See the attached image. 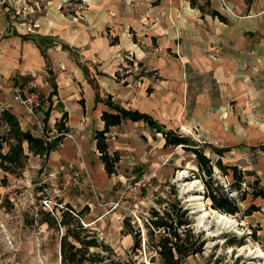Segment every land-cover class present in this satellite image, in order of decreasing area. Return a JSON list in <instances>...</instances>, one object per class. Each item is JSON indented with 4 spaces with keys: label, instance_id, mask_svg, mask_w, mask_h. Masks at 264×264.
Returning <instances> with one entry per match:
<instances>
[{
    "label": "crops",
    "instance_id": "crops-1",
    "mask_svg": "<svg viewBox=\"0 0 264 264\" xmlns=\"http://www.w3.org/2000/svg\"><path fill=\"white\" fill-rule=\"evenodd\" d=\"M197 2L201 7L190 6L188 0H89V6H74L80 17L69 18L60 10L61 2L52 0L45 14L32 15L40 24L34 32L0 15V112L10 111L23 130L35 135L49 131L52 139L61 135L55 124L66 113L67 132L47 163L52 180L64 170L79 177L80 183L72 189L60 191L53 186L63 205L73 207L74 201L83 200L81 195L104 196L113 190L94 140L95 132L103 129L101 114L106 109L95 101L96 93L172 130L163 118L169 111L171 116L186 111L185 80L195 75L213 74L223 80L263 75L264 0ZM212 10L225 21L210 16L207 12ZM130 51L142 74L125 73L131 67L126 58ZM29 78L38 82L41 92L40 107L33 115L12 102L11 82ZM191 114L192 118L198 115L193 110ZM140 126L152 137L159 136L162 148H169L164 147L160 133L143 122L127 120L110 129L111 139L117 137L120 142L112 151H121L128 131ZM120 154L121 160L128 156ZM100 220L96 216L87 221Z\"/></svg>",
    "mask_w": 264,
    "mask_h": 264
},
{
    "label": "rangeland",
    "instance_id": "rangeland-1",
    "mask_svg": "<svg viewBox=\"0 0 264 264\" xmlns=\"http://www.w3.org/2000/svg\"><path fill=\"white\" fill-rule=\"evenodd\" d=\"M59 1L60 10L69 18L81 16L78 10L75 12V5L89 6V0ZM188 1L190 6L201 7L197 0ZM202 1L206 4L209 0ZM50 3L52 0H0V15L6 16L8 20L10 18L12 22L23 23L25 31L29 32V29L34 32L40 28V24L32 19V15L45 14ZM177 46L176 44V54ZM126 56L131 61V67L125 73L142 74L141 67L133 61V52H127ZM31 80L33 78L11 84H23ZM185 81L188 84V88H184L187 105L186 111L182 112L186 113L183 117L182 112L180 116H171L169 111V116L163 118L166 128L191 138L205 150L212 163L218 156L209 152V146L227 149L221 157L222 163L237 166L250 181L258 176L264 186V155L258 149L264 144V73L260 76L252 74L224 80L213 74L209 77L195 75ZM192 110L198 114L197 117L192 118ZM130 133L133 134L132 139ZM106 137L108 152H116L119 162L123 161L118 163L116 173L109 176L113 183L112 193L104 196L98 192L88 193L79 196L83 197L82 201L72 203V208L81 213L84 226L94 231L99 241L123 256L133 243L131 236L124 237L120 234L125 217H130L142 227L144 235L142 217L147 218L151 208L162 209L170 201H181L194 214V230L203 231L207 239L204 253L188 258L185 264H205L213 253L212 249L216 245L221 246L222 241L217 237L224 231L237 237L248 234L245 245L236 249L235 257L242 255L246 260L253 259L251 264H264L263 200L253 201L260 210L251 216L242 220L227 216L233 221L231 226L219 225L205 216L204 211H208L210 207L209 201L202 196L203 184L195 177L198 170L191 153L179 147L162 148L159 136L152 137L145 126L128 131V136L122 141L121 151H112V147L120 143L116 136V139H111L109 132ZM120 152L127 153L128 156L121 160ZM47 163L48 159L44 162L42 158L30 156L21 178L8 176L5 184L0 182V264H60V231L49 228L47 224H38L36 220L32 222L33 219L40 218V209L50 212L49 209L55 208L56 215H59V209L64 206L52 192L55 187L62 191L61 176L52 180L48 176ZM128 164L131 166L124 168L123 165ZM213 169L215 178L227 186L230 178L224 177L215 167ZM3 177L4 174L0 171V180ZM79 181L77 177L76 182L67 188L72 189ZM137 181H142L138 201L120 199L123 189ZM196 197L200 199L194 200ZM44 200L50 201L49 208L43 205ZM197 204L204 211L197 212ZM96 216H100L99 222L93 224L87 221ZM231 252L232 249L223 251L218 248L213 260L221 253L230 255ZM134 259L137 260L136 264H150L145 251L134 256Z\"/></svg>",
    "mask_w": 264,
    "mask_h": 264
},
{
    "label": "trees",
    "instance_id": "trees-1",
    "mask_svg": "<svg viewBox=\"0 0 264 264\" xmlns=\"http://www.w3.org/2000/svg\"><path fill=\"white\" fill-rule=\"evenodd\" d=\"M220 21L225 19L215 11L207 12ZM46 39H41V42ZM43 53V51H42ZM95 87V86H94ZM96 102L103 103L106 109L101 114L103 129L96 131L94 140L99 159L104 171L108 176L116 173L119 163V156L116 152H108L107 137L113 127L119 126L123 121L143 122L155 133H160L164 140V147L182 148L194 156L197 175L203 184L202 196L209 201L211 209L237 220H242L260 210L253 201L260 199L264 201V186L258 176L250 181L247 175L235 165H224L221 157L227 149H217L209 146V152L218 156L213 163L206 152L191 138L180 134L176 130H165L150 116L138 111L125 110L111 101L110 96L100 99L96 93ZM66 113L58 123L55 124L57 132L61 135L47 140L48 132L42 135H35L28 130H23L17 118L8 110L0 112V171L4 177L0 182L5 184L7 177L19 179L26 169L30 156L42 158L47 161L50 154L62 142L65 127ZM46 128V127H45ZM264 155V144L258 147ZM216 168L224 177H229L228 185H222L215 178ZM42 192V191H41ZM58 204H61L58 203ZM161 203L158 202V205ZM161 206V205H160ZM40 209L39 219L32 222L47 224L49 228L60 231V242L58 258L60 264H136L134 256L141 251L148 253L150 264H185V261L205 251L207 239L204 232L194 230V214L181 201H170L162 209L151 208L147 218L142 217V227L138 226L130 217L122 221L120 234L132 237V246L124 255H117L109 245L99 241L95 232L85 227L82 215L76 212L69 204H64L56 215ZM134 222V223H133ZM251 235V234H249ZM247 235L237 237L230 232H222L217 237L222 241L221 246L216 245L205 264H251L253 260H246L242 255L236 256V249L245 245ZM218 248L226 251L232 249L230 255L221 253L214 260V252Z\"/></svg>",
    "mask_w": 264,
    "mask_h": 264
},
{
    "label": "built area",
    "instance_id": "built-area-1",
    "mask_svg": "<svg viewBox=\"0 0 264 264\" xmlns=\"http://www.w3.org/2000/svg\"><path fill=\"white\" fill-rule=\"evenodd\" d=\"M41 92L39 84L36 80H31L27 83L14 85L12 88V102L21 107L27 114H35L40 107ZM40 129L43 132V127ZM52 135L48 136L47 140H51ZM78 175L71 170H64L61 174L62 187L67 188L69 185L76 182ZM142 181L134 182L131 185L126 186L120 194V199H131L138 201L141 195ZM49 200L42 201L43 205L49 208ZM62 208V207H61ZM53 214L52 210L49 209Z\"/></svg>",
    "mask_w": 264,
    "mask_h": 264
},
{
    "label": "water",
    "instance_id": "water-1",
    "mask_svg": "<svg viewBox=\"0 0 264 264\" xmlns=\"http://www.w3.org/2000/svg\"><path fill=\"white\" fill-rule=\"evenodd\" d=\"M187 202V201H186ZM197 207H195V209H197V212H202V211H204V209H201V207H200V204H197L196 205ZM205 212V216L207 217H210L211 218V220L212 221H214V222H216L217 224H219V225H225V226H227V227H230L231 226V224H224L221 220H220V216H219V214L220 215H224V214H221V213H219L218 211H216V210H213V209H211L210 207H209V210L208 211H204ZM192 213H195V212H192ZM226 216V215H225Z\"/></svg>",
    "mask_w": 264,
    "mask_h": 264
},
{
    "label": "bare ground",
    "instance_id": "bare-ground-1",
    "mask_svg": "<svg viewBox=\"0 0 264 264\" xmlns=\"http://www.w3.org/2000/svg\"><path fill=\"white\" fill-rule=\"evenodd\" d=\"M182 175V174H181ZM194 200H198L200 199L199 197L193 198ZM202 206V205H201ZM205 215V214H204ZM219 218L220 220L224 223V224H231L233 223L232 219H230L229 217L225 216V215H220L219 214Z\"/></svg>",
    "mask_w": 264,
    "mask_h": 264
}]
</instances>
